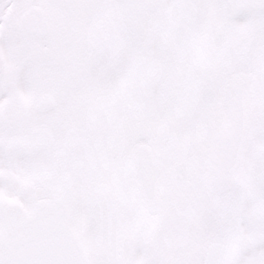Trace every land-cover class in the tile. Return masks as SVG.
Masks as SVG:
<instances>
[{
  "label": "snow or ice",
  "instance_id": "snow-or-ice-1",
  "mask_svg": "<svg viewBox=\"0 0 264 264\" xmlns=\"http://www.w3.org/2000/svg\"><path fill=\"white\" fill-rule=\"evenodd\" d=\"M0 264H264V0H0Z\"/></svg>",
  "mask_w": 264,
  "mask_h": 264
}]
</instances>
